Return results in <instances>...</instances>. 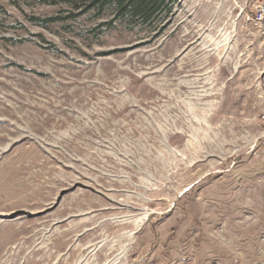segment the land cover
<instances>
[{
	"label": "rangeland",
	"instance_id": "rangeland-1",
	"mask_svg": "<svg viewBox=\"0 0 264 264\" xmlns=\"http://www.w3.org/2000/svg\"><path fill=\"white\" fill-rule=\"evenodd\" d=\"M260 1L151 33L0 0V264H264Z\"/></svg>",
	"mask_w": 264,
	"mask_h": 264
},
{
	"label": "trees",
	"instance_id": "trees-1",
	"mask_svg": "<svg viewBox=\"0 0 264 264\" xmlns=\"http://www.w3.org/2000/svg\"><path fill=\"white\" fill-rule=\"evenodd\" d=\"M44 5H63L64 16H52L41 20L39 26L47 28L58 21L77 20L89 14L93 20H100L97 28L117 29L119 26L135 31L146 29L161 33L167 21L174 14L180 0H23Z\"/></svg>",
	"mask_w": 264,
	"mask_h": 264
},
{
	"label": "built area",
	"instance_id": "built-area-1",
	"mask_svg": "<svg viewBox=\"0 0 264 264\" xmlns=\"http://www.w3.org/2000/svg\"><path fill=\"white\" fill-rule=\"evenodd\" d=\"M253 20L264 24V0H261L259 5L257 6V12L253 16ZM261 119L264 121V111L261 114Z\"/></svg>",
	"mask_w": 264,
	"mask_h": 264
}]
</instances>
